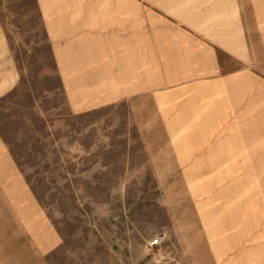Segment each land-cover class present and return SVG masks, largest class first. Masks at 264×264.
Masks as SVG:
<instances>
[{
    "label": "rangeland",
    "instance_id": "374dc122",
    "mask_svg": "<svg viewBox=\"0 0 264 264\" xmlns=\"http://www.w3.org/2000/svg\"><path fill=\"white\" fill-rule=\"evenodd\" d=\"M0 264H264V0H0Z\"/></svg>",
    "mask_w": 264,
    "mask_h": 264
},
{
    "label": "built area",
    "instance_id": "2783aa9c",
    "mask_svg": "<svg viewBox=\"0 0 264 264\" xmlns=\"http://www.w3.org/2000/svg\"><path fill=\"white\" fill-rule=\"evenodd\" d=\"M163 240H164L163 236L157 235L156 238L152 240V245L155 247L160 246Z\"/></svg>",
    "mask_w": 264,
    "mask_h": 264
},
{
    "label": "crops",
    "instance_id": "0c3cea01",
    "mask_svg": "<svg viewBox=\"0 0 264 264\" xmlns=\"http://www.w3.org/2000/svg\"><path fill=\"white\" fill-rule=\"evenodd\" d=\"M3 80H4V82H6L7 78H4V77H3Z\"/></svg>",
    "mask_w": 264,
    "mask_h": 264
}]
</instances>
